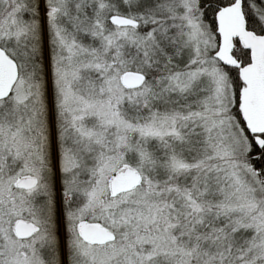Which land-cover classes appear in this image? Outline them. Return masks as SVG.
Wrapping results in <instances>:
<instances>
[{"label": "snow or ice", "instance_id": "snow-or-ice-1", "mask_svg": "<svg viewBox=\"0 0 264 264\" xmlns=\"http://www.w3.org/2000/svg\"><path fill=\"white\" fill-rule=\"evenodd\" d=\"M0 264H264V0H0Z\"/></svg>", "mask_w": 264, "mask_h": 264}]
</instances>
